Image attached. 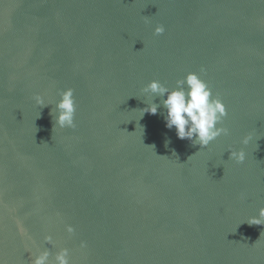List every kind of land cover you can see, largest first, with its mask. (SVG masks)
<instances>
[{"label":"water","instance_id":"1","mask_svg":"<svg viewBox=\"0 0 264 264\" xmlns=\"http://www.w3.org/2000/svg\"><path fill=\"white\" fill-rule=\"evenodd\" d=\"M189 71L226 108L205 148L162 105L139 118L150 80ZM65 88L72 129L50 114ZM260 207L264 0H0V264H264V225L239 224Z\"/></svg>","mask_w":264,"mask_h":264},{"label":"clouds","instance_id":"2","mask_svg":"<svg viewBox=\"0 0 264 264\" xmlns=\"http://www.w3.org/2000/svg\"><path fill=\"white\" fill-rule=\"evenodd\" d=\"M164 30L163 25L156 24L153 32L159 35ZM200 71L203 72L204 69L201 68ZM175 84L176 87L170 89L156 79L150 80L141 91L151 94L153 99L151 102H145L147 104L146 108L139 110V118L146 112L156 115L162 105L166 110L164 115L165 126L169 130L174 128L178 139H187L193 145H200L201 148L207 147L211 141L221 134H228L226 127L219 126L223 117L227 115L226 108L218 97H213L212 90L206 81L201 79L196 72L189 71L182 79H177ZM58 95L59 99L56 101L52 113H50L53 114L54 128H75L73 90L71 88L58 90ZM155 97H162L163 99L160 103H154ZM33 99L41 108L47 105L39 94H35ZM251 139V134H246L242 137L241 144L248 145ZM169 142L166 140L165 145L167 146ZM228 151L230 159L235 162L240 163L245 160L243 148L232 149L229 147ZM173 155H175L174 151ZM245 222L249 226L264 225V207L259 208L257 215L249 216L239 224ZM66 230L69 233L74 231L71 225H66ZM51 240V236H44L45 242L51 243ZM80 244L81 247L86 246L84 241H81ZM49 255V250L45 248L32 257L31 264H69L67 248H60L55 253L54 262L49 260Z\"/></svg>","mask_w":264,"mask_h":264}]
</instances>
